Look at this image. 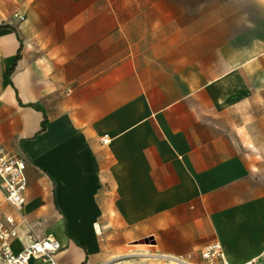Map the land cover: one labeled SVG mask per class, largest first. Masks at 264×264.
I'll list each match as a JSON object with an SVG mask.
<instances>
[{
  "label": "crops",
  "instance_id": "1",
  "mask_svg": "<svg viewBox=\"0 0 264 264\" xmlns=\"http://www.w3.org/2000/svg\"><path fill=\"white\" fill-rule=\"evenodd\" d=\"M198 19L182 0H0V145L27 175L22 209L0 210L40 221L58 264H166L216 240L230 264L264 257L260 223L237 222L247 160L231 131L246 127L230 125L262 89L264 46ZM239 239L255 254L232 263ZM29 241L22 228L12 247Z\"/></svg>",
  "mask_w": 264,
  "mask_h": 264
},
{
  "label": "rangeland",
  "instance_id": "2",
  "mask_svg": "<svg viewBox=\"0 0 264 264\" xmlns=\"http://www.w3.org/2000/svg\"><path fill=\"white\" fill-rule=\"evenodd\" d=\"M192 10L199 14L198 31L207 32L216 38L221 35L230 41L250 48L255 41L264 46V0H182ZM248 55V53H247ZM245 95L241 96L239 104L231 106L230 125L236 121L245 125V132L236 136L231 135L234 143L244 146L246 151V199L244 202L245 215H240L237 222L246 223L250 218L260 223L262 236L259 241L264 248V80L262 89L255 90L249 85ZM256 118V123H255ZM237 122V121H236ZM232 129V128H231ZM258 189L261 196H258ZM261 208L260 214L257 209ZM225 221H230L224 218ZM222 242V240H216ZM150 242V239L140 240L139 243ZM236 248H229V259L236 263L240 257L249 258L254 255V244L251 240L239 239ZM148 262V260H146ZM164 264V263H163ZM166 264H176L166 260Z\"/></svg>",
  "mask_w": 264,
  "mask_h": 264
},
{
  "label": "built area",
  "instance_id": "3",
  "mask_svg": "<svg viewBox=\"0 0 264 264\" xmlns=\"http://www.w3.org/2000/svg\"><path fill=\"white\" fill-rule=\"evenodd\" d=\"M104 143L110 141L108 135L102 138ZM27 175L24 157L9 152L0 145V204L7 202L19 211L26 203ZM41 222L31 223L27 217H18L0 210V264H30L34 260H43L44 264H58L56 253L62 248L60 241L54 236H32ZM22 228L30 238L29 243L20 251L12 247ZM198 254L201 261H194ZM176 264H230L225 246L220 241L204 244L197 253L186 252L171 257ZM246 264H264V257L256 256Z\"/></svg>",
  "mask_w": 264,
  "mask_h": 264
},
{
  "label": "trees",
  "instance_id": "4",
  "mask_svg": "<svg viewBox=\"0 0 264 264\" xmlns=\"http://www.w3.org/2000/svg\"><path fill=\"white\" fill-rule=\"evenodd\" d=\"M6 25H8V24H0V27L6 26ZM32 105L35 106V107H39V106L36 105V104H32ZM46 121H47V119H45V120L43 121V129L46 127Z\"/></svg>",
  "mask_w": 264,
  "mask_h": 264
}]
</instances>
